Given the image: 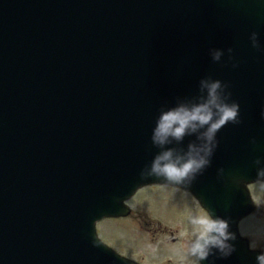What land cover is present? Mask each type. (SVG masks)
<instances>
[{"label": "water", "instance_id": "95a60500", "mask_svg": "<svg viewBox=\"0 0 264 264\" xmlns=\"http://www.w3.org/2000/svg\"><path fill=\"white\" fill-rule=\"evenodd\" d=\"M208 77L229 86L241 123L221 129L202 175L173 186L235 235L231 255L214 249L202 264H257L239 222L254 211L247 185L264 182V0H0V264H136L96 223L168 184L141 176L156 154L200 143L161 148L151 136Z\"/></svg>", "mask_w": 264, "mask_h": 264}, {"label": "clouds", "instance_id": "9594fccd", "mask_svg": "<svg viewBox=\"0 0 264 264\" xmlns=\"http://www.w3.org/2000/svg\"><path fill=\"white\" fill-rule=\"evenodd\" d=\"M252 46L260 49L259 34L250 36ZM232 50L229 49V52ZM210 55L215 62L224 56L222 49H211ZM234 67L236 65H233ZM229 86L219 79L211 77L200 81L201 97L192 103H180L175 107L162 110L152 130L151 141L163 148L173 140L180 142L185 136L199 134V144H190L187 152L179 154L174 149H166L156 154L141 172L144 178L154 176L171 185H191L199 175L211 165L212 157L218 147V133L228 124H239L240 105L231 99ZM264 117V113H261ZM255 142V141H253ZM255 164L258 174L264 175V158H257ZM223 169L220 173L223 174ZM190 225L187 255L191 264H202L213 250H219L224 257L235 251L229 241L235 239L230 232L227 219L210 210H200L188 217ZM257 264H264V252L256 257Z\"/></svg>", "mask_w": 264, "mask_h": 264}, {"label": "rangeland", "instance_id": "374dc122", "mask_svg": "<svg viewBox=\"0 0 264 264\" xmlns=\"http://www.w3.org/2000/svg\"><path fill=\"white\" fill-rule=\"evenodd\" d=\"M249 189L255 203V212L240 224V230L241 234L250 240L252 249L264 252V185L261 183L254 184L250 186ZM137 197L139 200L137 198L133 201V204L130 205L135 211L132 220L137 222L138 214L143 212L148 214L154 222H160L173 229V231L170 230L166 234L162 233V235L171 237L173 233L175 238H180L179 235L184 237V233H190L188 217L190 214L198 212L199 208H197L198 205L194 200H191V206L187 204L183 191L170 186H155L153 188H145ZM190 207L192 209L189 210ZM165 215L169 216L171 222H175V224L173 225L171 222L164 219ZM98 231L103 241L112 242L125 248L127 255L134 259L143 257L146 254H151L152 258L157 260L158 258H155L154 255L156 256L158 253L155 251L162 246L163 254H160L164 257H172L174 260H179L187 255V253L186 255L185 253L182 255V251L187 248L186 244L182 242L168 244L171 245L170 248H172V250L166 253L168 248L165 244L167 243H163L164 238L162 237H160V241H155L157 247L154 246V244H151L150 247L149 242L146 240L140 241L142 235L132 225V221H126L121 224L102 222L99 224ZM176 232H178V235H176ZM112 235H114L115 238H112ZM188 236L189 235H187V237ZM170 239L172 240V237ZM151 249H153V253H151Z\"/></svg>", "mask_w": 264, "mask_h": 264}, {"label": "flooded vegetation", "instance_id": "af4514ba", "mask_svg": "<svg viewBox=\"0 0 264 264\" xmlns=\"http://www.w3.org/2000/svg\"><path fill=\"white\" fill-rule=\"evenodd\" d=\"M147 188V187H146ZM145 189V188H144ZM142 189L141 191H139L135 197H133L128 203L127 205L129 207H131L130 205L133 204V201H135L138 197V195L144 190ZM185 199L187 201V204L189 206H191V200H194V197L192 196L191 193H188V192H185ZM139 200V198H138ZM197 203V202H196ZM139 204V203H138ZM137 204V205H138ZM199 206V205H198ZM132 209V208H131ZM192 209L191 207L189 208V210ZM135 215V211L132 209V213L130 216L126 217V218H116V219H106L105 221L106 222H110L112 224H121L123 222H126V221H132V225L136 228V230H138V232L142 235L140 237V241L142 240H146L149 242V246L151 244H154V246L157 247L155 241H160V237L164 238L163 240V243H167L165 244L168 248V251L166 253H169L172 248H170L171 245H168V244H171V243H179V242H182V243H185L186 244V247H187V240H188V243H189V236L187 237V235L184 237H181L179 235L180 238H175V235L172 233L171 237H172V240L170 239L171 237L170 236H167V235H162L163 234H166L168 231L172 230V228H170L168 225H164L160 222H154L152 220V218L146 214V213H143V212H140L138 214V221H134L132 220V217ZM164 219H166L168 222H171V219L169 216L165 215L164 216ZM173 225L175 224V222H171ZM176 231V230H175ZM176 235H178V232H176ZM112 238H115L114 235H112ZM132 241V240H130ZM105 243L110 246L112 249H114L118 254H120L121 256L125 257V258H128V259H131V260H134L140 264H191V261H192V258L189 257L188 255H186L187 253V248L182 251V255L183 253H185L186 256H184V258H180L179 260H174L172 259V257H164L162 256L160 253L163 254L162 252V249H163V246L160 248V249H156L155 252L158 253V255H154L155 258H158L157 260H155L154 258H152L151 254H146L144 255L143 257H140L138 259H134L130 256L127 255V252L125 251V248H122L114 243H110V242H106ZM164 245V244H163ZM151 247V246H150ZM149 247V248H150ZM153 253V249H151ZM158 250V251H157ZM179 258V257H178Z\"/></svg>", "mask_w": 264, "mask_h": 264}]
</instances>
